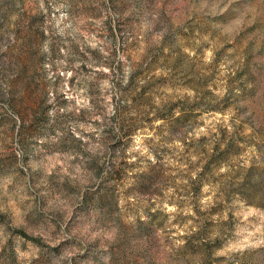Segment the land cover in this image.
<instances>
[{
  "label": "rangeland",
  "instance_id": "374dc122",
  "mask_svg": "<svg viewBox=\"0 0 264 264\" xmlns=\"http://www.w3.org/2000/svg\"><path fill=\"white\" fill-rule=\"evenodd\" d=\"M0 264H264V0H0Z\"/></svg>",
  "mask_w": 264,
  "mask_h": 264
}]
</instances>
